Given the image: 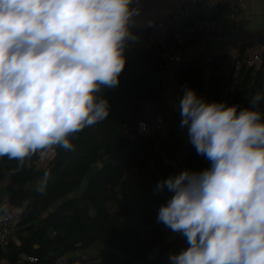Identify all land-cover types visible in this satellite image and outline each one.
Wrapping results in <instances>:
<instances>
[{"label": "clouds", "instance_id": "obj_1", "mask_svg": "<svg viewBox=\"0 0 264 264\" xmlns=\"http://www.w3.org/2000/svg\"><path fill=\"white\" fill-rule=\"evenodd\" d=\"M140 0H0V160L11 175L75 151L73 138L110 113L103 89L119 85ZM264 92L251 107L209 102L186 89L180 127L203 171L159 181L171 196L156 221L185 238L170 264H264ZM52 172L34 186L45 195ZM14 215L0 202V218Z\"/></svg>", "mask_w": 264, "mask_h": 264}, {"label": "trees", "instance_id": "obj_2", "mask_svg": "<svg viewBox=\"0 0 264 264\" xmlns=\"http://www.w3.org/2000/svg\"><path fill=\"white\" fill-rule=\"evenodd\" d=\"M214 15V14H213ZM213 15L209 21L213 22ZM143 31V30H142ZM147 31L145 29L143 32ZM168 36V35H167ZM185 45V44H184ZM169 46L180 47L176 39L137 45L129 41L125 48V67L119 85L103 89L109 102L108 118L84 129L73 138L75 151L57 150L50 161L33 157L32 167L15 175V161L0 160V184L5 201L21 210L16 231L0 251L6 264H170L169 255L186 247L182 236L171 234L156 218L161 204L171 196L167 190L155 192L159 181L176 174V168L164 161L181 158L178 168L203 171L210 167L188 142L181 155L182 142L174 130L181 118L171 113V124L164 137L139 135L135 122L146 102L161 100L163 81L160 71L167 65L164 53ZM224 56L214 57L206 75L201 56L175 65L173 82L182 89H194L205 100L251 107L250 98L264 92V54L261 67L241 66L233 90L223 92ZM264 109V102L261 105ZM46 168L52 179L45 195L34 186ZM93 173L86 179L88 172ZM125 180H133L140 227L126 223L129 208L120 196ZM116 210L111 212L109 206ZM91 249V253L81 251ZM156 252L153 258L150 256ZM35 258L29 261L28 258Z\"/></svg>", "mask_w": 264, "mask_h": 264}, {"label": "crops", "instance_id": "obj_3", "mask_svg": "<svg viewBox=\"0 0 264 264\" xmlns=\"http://www.w3.org/2000/svg\"><path fill=\"white\" fill-rule=\"evenodd\" d=\"M182 1L183 0H140V7L142 10L132 27V32L137 39L132 41V43L148 46L151 43L157 42L150 32L152 25L166 18L170 14L171 9ZM211 1L216 9L209 14H200L199 20L208 22L214 31L224 34L227 37L226 40L210 41L201 48H196L191 52L184 53L181 58L182 60H189L196 56H201L204 61V71L206 75H208L211 71L212 59L221 55L224 56L225 64L222 68L225 78L223 92H226L228 89L233 90L238 81L239 71L242 66V57L246 48V39L255 37L257 40H260L262 36H264V0H242V8L235 6V0ZM211 15H213L214 18L213 22L208 19ZM189 26L190 23L187 22L171 28L166 32L161 43L164 44L166 38L171 40L172 36H174L175 39L176 36H178L181 40L177 42V44L180 45V47H184L185 45L182 44V39L184 38L182 37L187 35ZM232 28H235L233 33L230 31ZM145 29H147V31L143 32ZM174 71V64L167 65L165 70L166 82L163 84L161 100L157 103L149 102L155 106V113L162 114V117H158L166 122L167 126L171 124L170 116L172 112L178 115L180 114V110H176L175 103H180L185 92V89L179 88L174 84ZM220 102L224 101L222 100ZM226 103L229 105L228 102ZM179 117L181 118L180 115ZM174 130L178 133L182 142L179 153L183 155L185 154L183 139L186 137L188 140L187 129L181 128L179 123L175 126ZM163 159L166 163H171V160L167 157ZM7 179L8 175H6L5 181L0 184V202H5L4 185ZM132 191L134 192V190L130 189L128 192ZM180 251H178L177 254ZM0 264H6V262L2 260Z\"/></svg>", "mask_w": 264, "mask_h": 264}, {"label": "built area", "instance_id": "obj_4", "mask_svg": "<svg viewBox=\"0 0 264 264\" xmlns=\"http://www.w3.org/2000/svg\"><path fill=\"white\" fill-rule=\"evenodd\" d=\"M235 6L242 8V0H235ZM215 5L211 0H183L182 2L175 5L170 14L157 22H155L150 32L156 41L160 44L164 39V36L168 30L171 28L177 27L183 23H190V26L187 31V35L182 37V44H185L184 47H174L169 46L165 53L164 58L166 65L178 63L182 55L186 52H191L196 48L203 47L206 43L210 41H224L226 36L221 32L214 31L210 24L206 21H200L199 15L209 14L215 10ZM235 28H232L231 33L234 32ZM178 36H176V41L179 42ZM246 48L242 57V65L245 67H252L254 69H259L261 67V60L264 54V36L260 40H257L255 37H250L246 39ZM163 45V44H162ZM166 70V69H165ZM165 70L160 71L159 76L162 78L163 84L166 82ZM264 70V68H263ZM149 104V101L146 102ZM145 104V105H146ZM176 110H180V103L176 102ZM166 125L163 124V120L159 117L155 118L147 117L145 110L143 109L142 115L137 119L136 133L139 135L145 136H157L156 132H159L160 135L157 137H164L166 135ZM173 162V166L176 168V174H179L181 170L178 168L180 163V157H177ZM6 202V201H5ZM14 215L10 219L0 218V246L3 249L8 245L10 238L13 233L16 231L17 222L21 210L10 207ZM154 252L150 258L155 256ZM29 261H35V258H28Z\"/></svg>", "mask_w": 264, "mask_h": 264}, {"label": "rangeland", "instance_id": "obj_5", "mask_svg": "<svg viewBox=\"0 0 264 264\" xmlns=\"http://www.w3.org/2000/svg\"><path fill=\"white\" fill-rule=\"evenodd\" d=\"M154 105L153 104H146L144 105V110H145V114L147 117H152V115H154L155 118H157L158 116L162 117V114H158L157 112L155 113L156 108L154 109ZM143 112V111H142ZM142 115V114H141ZM180 115V114H179ZM139 118V117H138ZM163 124L166 125V129L167 130V124L166 122L163 121ZM136 126H137V120L135 122V131H136ZM155 135H160L159 132H156ZM145 136V135H144ZM184 144H186L187 142V138L185 137L184 139ZM180 162H181V158H180ZM169 163V162H168ZM170 165L173 164L169 163ZM94 168H91V170L88 172L86 179L93 173ZM132 186V187H131ZM130 189L134 190V192H128ZM136 188L134 185V181L133 180H125L123 182V184L120 187V196L121 198L125 201V203L127 204L128 208H129V214L126 217V223L128 225L134 226V227H140V220H139V214H138V207L139 205L136 206V200H137V196H136ZM109 210L111 212H114L116 210L114 205H110L109 206ZM91 249H88L86 251H81V254H86V253H91Z\"/></svg>", "mask_w": 264, "mask_h": 264}, {"label": "water", "instance_id": "obj_6", "mask_svg": "<svg viewBox=\"0 0 264 264\" xmlns=\"http://www.w3.org/2000/svg\"><path fill=\"white\" fill-rule=\"evenodd\" d=\"M2 250L1 246H0V251Z\"/></svg>", "mask_w": 264, "mask_h": 264}]
</instances>
